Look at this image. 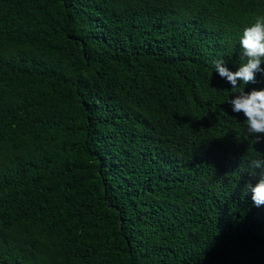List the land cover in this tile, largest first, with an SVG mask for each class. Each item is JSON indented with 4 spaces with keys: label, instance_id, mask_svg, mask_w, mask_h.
<instances>
[{
    "label": "trees",
    "instance_id": "1",
    "mask_svg": "<svg viewBox=\"0 0 264 264\" xmlns=\"http://www.w3.org/2000/svg\"><path fill=\"white\" fill-rule=\"evenodd\" d=\"M259 15L264 0H0V264H264L245 187L264 134L211 63L236 71Z\"/></svg>",
    "mask_w": 264,
    "mask_h": 264
},
{
    "label": "clouds",
    "instance_id": "2",
    "mask_svg": "<svg viewBox=\"0 0 264 264\" xmlns=\"http://www.w3.org/2000/svg\"><path fill=\"white\" fill-rule=\"evenodd\" d=\"M239 46L242 63L236 71H230L222 58L215 59L211 63L219 76L226 79L235 90L233 98L227 99L232 112L244 114L248 132L255 134L256 141H259L264 134V89L245 92L239 85L254 83L255 73L264 72L260 67L264 60V15L257 16L254 22L242 30ZM248 170L249 175L257 176V179L255 184L245 185L246 194L250 190L251 200L254 206L259 208L264 206V159L251 160L248 163Z\"/></svg>",
    "mask_w": 264,
    "mask_h": 264
}]
</instances>
